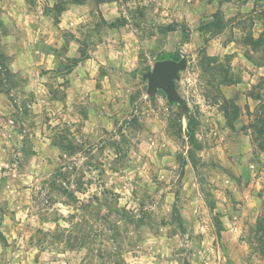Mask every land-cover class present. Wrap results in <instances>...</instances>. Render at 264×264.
Segmentation results:
<instances>
[{"label": "rangeland", "instance_id": "1", "mask_svg": "<svg viewBox=\"0 0 264 264\" xmlns=\"http://www.w3.org/2000/svg\"><path fill=\"white\" fill-rule=\"evenodd\" d=\"M211 2L0 0V264H264V0Z\"/></svg>", "mask_w": 264, "mask_h": 264}, {"label": "crops", "instance_id": "2", "mask_svg": "<svg viewBox=\"0 0 264 264\" xmlns=\"http://www.w3.org/2000/svg\"><path fill=\"white\" fill-rule=\"evenodd\" d=\"M212 2H215V0H212ZM217 2L219 4V1H217ZM92 4L106 5V7H108V9H112V7L114 6L113 4H119V0H105L102 2H97L96 0H69L68 7H67V9H65L62 12L61 16H59L58 22H56L54 20V18L52 17L54 24L57 26L60 25L61 20L66 13H69V12L72 13L74 10L80 11V10H84L87 8L89 9V7L92 6ZM164 4H166V3H164ZM53 5L54 4H52V6ZM219 8H221L223 11V6L221 4H220ZM106 12L108 13V11H104V16L107 19V17H106L107 13ZM77 16H79V17H77V20H82V17H81L82 15H77ZM115 19H117V17ZM75 22H76V19H75V21L71 22V24H75ZM126 25L127 24H120L119 26H114L113 29L118 30V29L124 28ZM255 72H258V75L263 74L264 73V65L255 66ZM0 134H2V135H0V139H3L2 137H4L5 134L3 132H0ZM0 151H4L3 147H0ZM0 174H1L0 175V183H1L0 189L1 188L4 189L6 187L5 183L9 180V177H7V176L5 177L4 176L5 173H0ZM5 204H6V201H5ZM7 210H5V214H3L2 217H0V237H2L4 239V242H5L4 247L5 248H8L7 243L11 242V240L9 241V237L11 236L10 231L13 229L12 220L9 217ZM3 236H5V237H3ZM0 246H1V240H0Z\"/></svg>", "mask_w": 264, "mask_h": 264}, {"label": "water", "instance_id": "3", "mask_svg": "<svg viewBox=\"0 0 264 264\" xmlns=\"http://www.w3.org/2000/svg\"><path fill=\"white\" fill-rule=\"evenodd\" d=\"M186 66L187 59L185 57L180 60L168 58L158 61L156 68L146 74V77L150 79L151 89H163L167 92L170 101L183 102L177 90L176 81Z\"/></svg>", "mask_w": 264, "mask_h": 264}, {"label": "trees", "instance_id": "4", "mask_svg": "<svg viewBox=\"0 0 264 264\" xmlns=\"http://www.w3.org/2000/svg\"><path fill=\"white\" fill-rule=\"evenodd\" d=\"M27 1H30V0H27ZM96 1H97V2H102V1H105V0H96ZM59 3H60V2H59ZM59 3H56L55 6H54L53 9H52V12H55V11L58 12V15L55 17V21H56V22H58V20H59V16H61L62 12L66 9L65 7L60 6ZM63 4H64V3H63ZM60 7H62V8H60ZM59 8H60V9H59ZM221 13H222V9L219 8V10H218V14L220 15ZM111 24H112V26H117V25L114 24V23H111ZM83 57H84V56L82 55L81 58H76V59H75V64H74V65L78 64L81 60H83ZM5 58H6V57L0 55L1 72H2V70H3V71H4V70H7V71H8V66H7V63L5 62ZM166 58H172V59H175V60H180V59H181V57L178 56V54H170V56H168V57H166ZM164 59H165V58H164ZM188 136H189V138L191 139L192 142L195 140L196 135H195V131H194L193 127H190V126H189Z\"/></svg>", "mask_w": 264, "mask_h": 264}]
</instances>
